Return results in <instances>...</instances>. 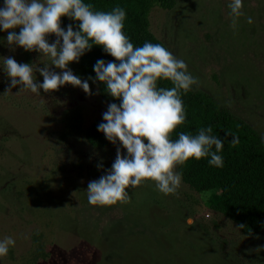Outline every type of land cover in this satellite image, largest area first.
I'll list each match as a JSON object with an SVG mask.
<instances>
[{"label":"rangeland","instance_id":"obj_1","mask_svg":"<svg viewBox=\"0 0 264 264\" xmlns=\"http://www.w3.org/2000/svg\"><path fill=\"white\" fill-rule=\"evenodd\" d=\"M175 1L151 9V34L199 78L192 89L264 139V0H243L236 27L230 0ZM6 34L0 56L51 66L42 53L9 48ZM19 89L0 71V239L15 240L0 264H264V230L245 236L207 206L210 193L182 181L174 194L143 181L126 189L128 202L90 204L87 184L110 169L119 144L94 148L85 130L109 103L91 81L87 95L67 84L39 96Z\"/></svg>","mask_w":264,"mask_h":264},{"label":"clouds","instance_id":"obj_2","mask_svg":"<svg viewBox=\"0 0 264 264\" xmlns=\"http://www.w3.org/2000/svg\"><path fill=\"white\" fill-rule=\"evenodd\" d=\"M243 0H230L227 7L232 27L244 15ZM61 17L72 24L61 27ZM125 10L114 6L110 11H94L84 0H2L0 3V32L6 31L4 41L9 48L35 50L47 56L51 66L42 68L30 63H18L13 57L0 56V71L9 78V88L20 85L37 96L40 90L54 91L71 85L89 94V81L99 82L104 92L119 100L109 103L102 113L97 131L116 148L110 169L87 184V200L93 205H113L130 199L126 190L143 181H152L165 195L174 194L181 185L182 173L177 169L189 158L207 159L209 166L223 167L221 155L224 141L213 133L211 126L201 127L195 134L177 131L185 122L186 112L181 98L200 81L186 62L173 55L160 43L145 41L133 46L122 31ZM252 23L251 16L245 17ZM19 31H16V29ZM53 35L49 42L47 36ZM93 46L100 47L113 60L97 59L93 65L94 79H82L69 68ZM58 69L54 71L52 69ZM39 73L41 82L34 73ZM168 81L170 87H158V81ZM7 92V91H6ZM233 146L239 138L233 134ZM121 148L125 154L121 155ZM100 167V165H97ZM15 246L11 236L0 239V258Z\"/></svg>","mask_w":264,"mask_h":264},{"label":"trees","instance_id":"obj_3","mask_svg":"<svg viewBox=\"0 0 264 264\" xmlns=\"http://www.w3.org/2000/svg\"><path fill=\"white\" fill-rule=\"evenodd\" d=\"M94 11H110L114 6L125 10L122 31L133 46L145 41L160 43L149 30V13L153 7L171 10L175 0H84ZM61 27L76 24L61 17ZM163 45V44H162ZM97 59L106 63L113 60L100 47L93 46L76 63L74 74L82 79H94L93 65ZM93 82V80H90ZM94 83V82H93ZM99 96L107 103H117L104 92L103 84L95 82ZM158 87H170L168 81H158ZM186 118L170 134L176 139L177 131L196 133L201 127L211 126L213 133L224 141L221 151L223 167L209 166L206 158H189L177 169L182 173V182L196 193H210L207 206L222 213L239 228L242 234L255 237L264 230V139L242 119L222 108L209 95L198 90L182 93ZM100 120L93 121L85 130L87 142L94 148L108 146L104 135L97 131ZM239 138L235 146L229 142L232 135Z\"/></svg>","mask_w":264,"mask_h":264}]
</instances>
